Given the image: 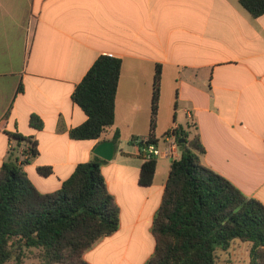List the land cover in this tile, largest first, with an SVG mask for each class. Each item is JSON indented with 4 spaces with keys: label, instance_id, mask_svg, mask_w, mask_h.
<instances>
[{
    "label": "crops",
    "instance_id": "1",
    "mask_svg": "<svg viewBox=\"0 0 264 264\" xmlns=\"http://www.w3.org/2000/svg\"><path fill=\"white\" fill-rule=\"evenodd\" d=\"M102 54L122 60L117 116L101 137L75 139L71 130L88 116L72 95ZM157 66L177 87L175 118L162 131L191 122L202 162L264 204V13L253 17L240 0H0V168L10 156L27 160L32 183L53 192L79 164L104 159L94 148L120 131L113 159L102 165L120 226L86 251L91 264H132L130 250L148 243L145 264L154 251L153 220L172 159L159 157L144 185L145 159L132 139L150 133ZM32 114L42 117L41 129L30 125ZM164 133L155 129L159 145Z\"/></svg>",
    "mask_w": 264,
    "mask_h": 264
},
{
    "label": "trees",
    "instance_id": "2",
    "mask_svg": "<svg viewBox=\"0 0 264 264\" xmlns=\"http://www.w3.org/2000/svg\"><path fill=\"white\" fill-rule=\"evenodd\" d=\"M240 4L253 17L264 13V0H240ZM121 69L120 58L102 54L74 89L72 98L88 118L71 130L73 138H99L114 124ZM161 76L157 66L150 133L146 139H132L140 147L158 143ZM43 124L42 117L31 115L33 128L41 129ZM169 134L185 141L179 143L181 157L171 163L153 220L154 251L145 264H218V251L227 250L236 240L249 246L247 264H264V204L202 162L205 147L198 132L192 135L180 126L163 136ZM119 138L116 130L113 139ZM27 140L30 156L37 155L36 141ZM144 159L140 182L150 185L158 158ZM25 162L10 156L0 168V264L13 258L14 264H22L27 249L38 250L40 264H91L86 251L120 226V207L102 172L105 160L97 156L79 164L53 192H42L32 183L23 168ZM40 169L49 173L46 167Z\"/></svg>",
    "mask_w": 264,
    "mask_h": 264
},
{
    "label": "rangeland",
    "instance_id": "3",
    "mask_svg": "<svg viewBox=\"0 0 264 264\" xmlns=\"http://www.w3.org/2000/svg\"><path fill=\"white\" fill-rule=\"evenodd\" d=\"M160 93L158 101V110H157V119H156V132L158 135L163 134L168 124V121L171 122L175 118L177 107V87L174 82L170 79L160 81ZM154 91V81L153 89L150 90L153 97ZM182 105L179 104V107ZM181 115V114H179ZM151 123V119H150ZM187 125V124H186ZM188 126V130L192 132V135L196 133L193 124L191 123ZM185 129V128H184ZM187 130V129H186ZM146 139V138H145ZM152 242V241H151ZM153 244V243H152ZM143 248L139 250V253H133L131 249L130 252L133 255H129L128 259L132 264H141L148 257V253L151 250L150 244H143ZM246 242H241L236 240L227 250L218 251V264H247L249 260V246ZM37 249H27L26 256L22 264H40V259L37 257ZM15 259H11L8 264H14Z\"/></svg>",
    "mask_w": 264,
    "mask_h": 264
},
{
    "label": "built area",
    "instance_id": "4",
    "mask_svg": "<svg viewBox=\"0 0 264 264\" xmlns=\"http://www.w3.org/2000/svg\"><path fill=\"white\" fill-rule=\"evenodd\" d=\"M178 142L179 137L174 134H169L164 137L162 145L150 143L140 147V153L144 155L146 159L152 157H167L172 160L179 159L181 157V150Z\"/></svg>",
    "mask_w": 264,
    "mask_h": 264
},
{
    "label": "water",
    "instance_id": "5",
    "mask_svg": "<svg viewBox=\"0 0 264 264\" xmlns=\"http://www.w3.org/2000/svg\"><path fill=\"white\" fill-rule=\"evenodd\" d=\"M185 139L183 137L179 138V142H184ZM117 149L116 141L105 139L99 142L94 148V153L103 157L106 160H112Z\"/></svg>",
    "mask_w": 264,
    "mask_h": 264
}]
</instances>
